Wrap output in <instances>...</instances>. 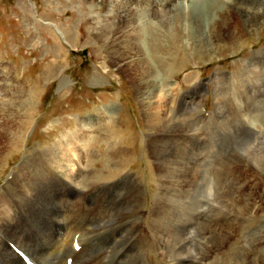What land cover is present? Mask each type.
<instances>
[{
	"label": "rangeland",
	"instance_id": "rangeland-1",
	"mask_svg": "<svg viewBox=\"0 0 264 264\" xmlns=\"http://www.w3.org/2000/svg\"><path fill=\"white\" fill-rule=\"evenodd\" d=\"M170 1L169 4L164 0H0V193L6 180L14 178L18 165L25 157H31L33 151H69L79 145L78 138L92 132L94 139L87 142L84 153L87 157L94 151L99 155L89 164L96 173V181H105L108 177L103 175L115 172L114 166L103 158L107 146L99 135L106 141L116 136L135 154L117 169L123 172L126 167L125 171L138 175L146 190L144 199L152 202L158 186L151 184L153 178L147 167L157 157L156 152L147 151L154 146L152 136L143 127L149 115L144 104L146 86L141 74L144 70L136 68V61L129 64L123 61L132 46L138 50L139 64L143 61L141 65L149 68V73L155 69L157 74L155 84L159 93L153 106L161 116L169 115L170 123L180 122L183 127L161 136L162 141L168 142L164 152L171 155L177 148L189 157L203 155L215 143L222 158L227 159L223 182H218L214 196L198 216L199 228L185 227L192 246L181 247L185 250L184 260L187 264H207V258L212 256L210 261L215 264H231L233 253V264H264V204L256 205L250 212L254 200L247 198L249 187L255 186L252 194L256 195L264 188L257 164L264 155V20L255 16L254 6H249L248 1L206 2L204 17L221 19L215 27L221 41L210 45L192 29L193 9L188 5L192 0ZM202 1L197 0V6ZM129 11L147 12L141 31L144 49L133 46L128 37L124 16ZM164 12L172 15L169 24L156 19L158 13ZM48 23L62 32L63 41ZM20 110L31 120L22 143L10 134L16 129ZM202 110L207 114L203 115ZM89 120L94 121L85 127L87 130L79 127L80 121ZM118 125L122 127L117 131ZM11 139L18 148L5 154L6 142ZM148 185L155 191H150ZM112 194L120 197L116 207L122 198L121 206L126 205L125 194L115 188L93 201L85 199L82 205L70 197L71 206L54 209V217L64 221L65 216H71L72 221L83 224L87 211L92 216V226L117 222L124 264H169L171 261L165 258L163 249L158 246L146 249L149 238L144 235V230L147 231L144 224L148 218L144 219L143 233L135 238L132 221L128 218L120 221L115 209L108 211L114 207L110 202ZM82 206L86 211L80 213ZM88 206L92 210L88 211ZM50 225L55 241L63 233L64 225L54 222ZM209 232L216 233V237L213 239ZM98 248L93 249L97 254L103 250L101 246ZM67 257L69 253L63 262Z\"/></svg>",
	"mask_w": 264,
	"mask_h": 264
},
{
	"label": "bare ground",
	"instance_id": "bare-ground-1",
	"mask_svg": "<svg viewBox=\"0 0 264 264\" xmlns=\"http://www.w3.org/2000/svg\"><path fill=\"white\" fill-rule=\"evenodd\" d=\"M164 1L169 4L171 2L170 0ZM196 1L197 0H192L191 3L188 4L189 7H192L193 9L192 17L194 22L192 29L203 40L208 42L210 45H213L214 43L221 41L216 35L217 32L215 33V27L221 22V19L218 16L210 20L204 17L205 10L207 9L205 3L211 0H203L200 2L199 6H197ZM243 1H248L249 6L253 5L255 16L263 18L264 20V0ZM146 6L149 7V5ZM244 10V12H246L248 9ZM240 11L241 9L239 7L238 12L240 13ZM146 13L141 12L136 14L135 12L129 11L124 16L126 17V31L127 33L130 32L128 37H130V40L132 39L133 42L130 43L137 48L138 46H143L144 39L141 31L143 30V18ZM239 13L238 16L240 17ZM157 16L158 17L156 19H158L161 24H169L172 20V15L169 16L165 12L158 13ZM247 20L248 18L244 21L245 25ZM49 25L54 26L53 24ZM137 26L139 29L141 28L140 31L133 30V28H136ZM55 32L63 41L64 36L62 32L56 27ZM123 32L125 31L122 30V33ZM245 35L249 36L248 33ZM129 48V52L124 55V63L129 64L136 61V68L144 70L141 72L145 78L143 80V84L146 86L144 104L147 108H149V115L147 116L148 122L145 124L143 123V127L148 132H146L147 135L152 136V145L154 146L152 151L149 148H147V151L152 154L156 152L157 157L156 162L153 161L154 163H150L149 165L147 163V168L150 172L149 174L153 178L150 182L153 186H158V190L156 191L152 202L149 200L146 202V199H144L146 190L143 189L138 175L128 173L125 171L126 167L123 169V172H120L117 169V167L122 165L124 162L126 163L131 161L129 158L135 154L131 149L122 145V143L116 139V136L114 138L110 137L108 141H106L105 137L99 135L101 140L104 141L107 146L106 151H104L103 158H105L108 165L111 164L114 166L112 169L115 171L112 174L108 173L103 175V177H108L105 181L97 182L96 173L89 166V164H92L94 159L99 155H96V151H94L95 154L93 155L92 152H89L90 157H87V153H84V148L86 147L87 142L93 141L94 139L95 135H92V132L89 134L85 133L81 138H78L76 144L79 145H76L69 151H59L60 149L54 151L51 150L50 153H46L45 151H33L31 157H25L20 165H18V170L14 173L15 176H13L14 178L11 179V177L6 180V187L3 189V192L0 193V264H22L12 252L10 248L11 245H18L19 248L22 249L35 264H65V261L63 262V258L66 253H69V257L65 259H70L71 264H124L123 259L125 256L123 255L124 252L121 253V250L123 249L121 248L120 250V246L123 244L121 243V238L119 239L120 231L116 228L117 222L107 221L104 224L101 223L98 227L96 224V227L92 226V216L90 217V214L83 208V206L80 208V213H83L82 211L84 210L86 211V214L83 215L86 218L83 224H80V222L75 223V221H72L71 216L69 218L65 216L66 220L64 219V221H59L55 219L53 213L54 209L56 210L57 208H61L63 206L66 207L67 205L71 206L70 197H73L82 205V202H84L85 199L93 201V199L100 197L106 191L114 190L115 188L118 189V193L120 192L121 195L125 194L127 202L126 205L121 206L124 201L122 198L116 207L117 201L120 197H116L117 195L112 194L110 197H113L110 202L112 203L111 206L114 205V207L108 211H113L115 209L114 212L117 213L116 218L120 219V221L122 218L130 219L132 221L131 230L134 235L143 233L144 228H142V226L144 224V219L148 218L147 223L144 224L145 228H147V231L144 230V235L149 238V245L146 249H152L158 246V249H163V252L167 255L165 258L168 257L170 259L169 261L171 262H169V264H187L183 258L185 250L182 251L181 247L184 248L192 246V239L187 237L189 233L187 232L186 234L185 227H192L190 225H193L194 227L192 230H194L195 226L198 227L199 214L203 213L202 211L206 202L214 196L215 188L219 186L218 182L221 183V181L223 182L224 180V162L227 159L222 158L223 155H221L222 153H220L215 143H212L210 151L208 150V153L203 155L201 153L198 155L190 154L189 157L186 156V153L182 154L183 151L181 152L177 148L172 150L173 154L171 155H167L165 153L168 142L162 141L161 136L178 129V127H182V125L180 122L176 123V125L170 123L171 121H169V115L166 114L161 116L157 107L153 106L156 104V94L158 92L157 88H159L158 85H156L157 83L155 84V82H157V74H155L154 71L155 69L152 68L154 69L153 72L149 73V68H144L141 65L143 61L139 64L138 50L136 51L132 46ZM143 49L141 51H143ZM65 83L68 82L66 81ZM148 105L150 106L148 107ZM18 108H21V105H19ZM145 110L147 109L145 108ZM17 115L18 123L15 127L16 129L10 132V134L12 137L14 136L17 138L18 143H22V136H25L26 134L28 135L29 133L28 129L30 128L31 120L28 119L21 112V110ZM91 121L94 120H89L85 123L80 121L79 127L85 129L86 126L92 125ZM98 125L97 129H99ZM250 125H254V122H251ZM121 127V125H118L117 131L119 128L121 129ZM184 130L185 132L188 131L187 128H184ZM16 133H19L20 136L17 137L14 135ZM167 135L169 136V134ZM8 141L9 142H6L7 146H5L8 149L3 150L5 154H7V151L12 152L14 151L13 149L18 148L16 143H14L15 140L11 139ZM216 148L218 152H216ZM160 150H162L161 153ZM234 163L235 161L232 162V164ZM257 164H259L258 167L264 179L263 154L258 158ZM258 176L260 177V175ZM117 186L121 187L118 188ZM148 186L150 191H155L150 185ZM81 187H83V189H81ZM249 190H251V192L249 191L250 193L247 194V198L248 200L251 198L254 200L250 209L251 212L256 205L260 206L264 204V188L258 195L254 193L252 194L255 190V186L249 187ZM48 196H51L52 199L47 198ZM147 203L148 205L150 204L148 209ZM243 205L245 206V204ZM90 207L88 208V211L91 209ZM118 207L119 210L116 209ZM238 207L240 208V206ZM102 209L104 210L105 206H103ZM121 210L124 211L122 212ZM52 222L64 225L63 233L60 232L61 234L55 241H52L53 234L51 233V230H54L53 227H50ZM75 224H77V226H75ZM128 228L130 227H127V229ZM198 235L201 236V234ZM210 235L213 239L216 237V233H210ZM136 237L137 235L135 238ZM79 238L81 240L83 238V240L87 243H81L83 240L79 241ZM105 238L107 241L104 240ZM74 241H76L79 246V250L77 252H74L72 249ZM246 242L248 243V241ZM98 246H101V249L103 250L97 254V252H94L93 249H97ZM89 247L90 251H93V253L89 251ZM146 249L144 251H146ZM63 250L64 253H62ZM215 258L216 257H213V260H215ZM210 260H212V256L211 258H207V261L209 262L206 263L215 264ZM231 264H233V253Z\"/></svg>",
	"mask_w": 264,
	"mask_h": 264
}]
</instances>
